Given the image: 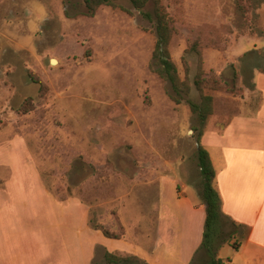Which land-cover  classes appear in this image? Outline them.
<instances>
[{"label": "rangeland", "instance_id": "obj_1", "mask_svg": "<svg viewBox=\"0 0 264 264\" xmlns=\"http://www.w3.org/2000/svg\"><path fill=\"white\" fill-rule=\"evenodd\" d=\"M161 1L176 30L172 60L191 86L184 99L196 103L199 55L187 50L199 41L204 95L214 99L205 123L186 102L173 101L154 58L156 24L129 0L93 17L84 0H0V147L26 145L58 202L81 201L92 228L136 242L154 218L141 200L144 183L162 176L202 191L199 132L224 127L256 103L252 66L264 60V49L251 51L264 44V0ZM6 149L0 164L24 160L16 145ZM51 217L67 232L79 209H53ZM233 249L228 244L223 254ZM104 253L99 247L96 264ZM207 262L202 251L193 264Z\"/></svg>", "mask_w": 264, "mask_h": 264}, {"label": "crops", "instance_id": "obj_2", "mask_svg": "<svg viewBox=\"0 0 264 264\" xmlns=\"http://www.w3.org/2000/svg\"><path fill=\"white\" fill-rule=\"evenodd\" d=\"M262 49L258 43L251 51ZM251 84L256 103L226 126L206 128L201 138L216 170L222 211L240 226L242 245L223 254L225 245L218 254L223 264H264V60L252 66ZM12 144L24 160L0 164V264H93L99 247L148 264H193L202 252L207 211L197 183L162 176L145 182L141 200L154 218L140 229L138 242L110 239L90 226L81 201L63 206L54 198L26 145L16 140L0 151ZM73 208L80 219L64 232L52 210L63 215Z\"/></svg>", "mask_w": 264, "mask_h": 264}, {"label": "trees", "instance_id": "obj_3", "mask_svg": "<svg viewBox=\"0 0 264 264\" xmlns=\"http://www.w3.org/2000/svg\"><path fill=\"white\" fill-rule=\"evenodd\" d=\"M120 0H84L88 10V16L93 17L103 6H116ZM134 9L140 14L155 22L157 42L154 51V58L159 64L158 74L166 79L172 88V99L176 104L186 102L192 112L197 114L202 123L214 114V99L211 96L204 95V90L208 87V75L203 69L202 52L199 49V41L189 44L187 52H195L199 55V73L195 79V87L201 93V103H196L190 99L185 100L184 97L189 96L191 86L188 79L182 80L170 53V44L175 35L173 19L167 12L161 0H129ZM153 4V13L147 11V6ZM227 125V124H226ZM225 125V126H226ZM204 129L199 132L197 158L198 165L202 176L201 196L206 205L207 218L205 224V232L201 251H204L208 262L207 264H223L224 261L218 258L220 250L225 245H232L238 250L242 242L237 241V234L240 226L225 216L222 211V200L218 189L215 186L216 170L213 166L209 152L202 146L201 138ZM96 230L101 231L103 235L110 239H120L119 235H114L105 227L96 225ZM103 264H148L144 260L134 255H120L105 251L103 256ZM194 263V262H193ZM93 264H96L93 262Z\"/></svg>", "mask_w": 264, "mask_h": 264}, {"label": "bare ground", "instance_id": "obj_4", "mask_svg": "<svg viewBox=\"0 0 264 264\" xmlns=\"http://www.w3.org/2000/svg\"><path fill=\"white\" fill-rule=\"evenodd\" d=\"M53 63H55V61H53Z\"/></svg>", "mask_w": 264, "mask_h": 264}]
</instances>
